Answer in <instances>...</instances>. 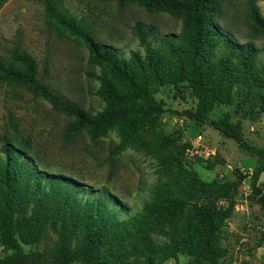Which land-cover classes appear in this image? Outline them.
<instances>
[{"label": "rangeland", "instance_id": "374dc122", "mask_svg": "<svg viewBox=\"0 0 264 264\" xmlns=\"http://www.w3.org/2000/svg\"><path fill=\"white\" fill-rule=\"evenodd\" d=\"M248 2L224 0L216 21L236 42L252 43L263 63L264 37L250 28ZM257 5L264 17V0H257ZM59 7L82 21L97 41L113 46L126 59L135 51L144 55V48L133 33L136 26L156 30L152 39L156 47L162 39H175L182 31L180 19L165 13H148L132 3L120 7L101 0H59ZM16 49L36 60L38 78L66 101L92 114L105 109L106 104L96 95L100 83L93 77L100 75L101 69L89 64L87 48L69 37L49 16L45 0H7L0 7V60L10 62ZM245 95V89L238 86L232 104L215 107L209 119L219 120L231 113L232 121L242 124L246 140L264 149V96L254 92L245 100ZM155 99L164 104L165 112L154 118L155 125L146 126L123 150L114 153L123 140L119 126L96 142L85 132L69 136L72 118L24 88L0 84V160L4 158L3 140L10 139L40 171L56 172L80 183L84 190L79 199L86 201L104 193L115 196L118 203L111 204V208L120 221L126 222H134L144 212L146 203L157 199L179 197L188 206L225 208L228 200H202L191 187L193 176L206 183L238 181L233 216L218 234L220 252L216 264H263V212L249 199L252 172L260 159L243 153L233 140L208 125L181 116L197 104L188 82L159 88ZM164 155L176 157L181 165H173ZM216 156L222 164L213 171L207 170L206 162ZM240 173L247 177L240 180ZM260 185L264 190V173ZM31 214L30 208L26 215ZM47 231L48 237L38 243L20 242L26 253L37 254L40 264H46L58 240L48 227ZM148 238L102 245L97 253L100 264H193V258L187 255L164 259L149 250V246L168 245L169 235L148 232ZM8 254L7 247L0 243V259Z\"/></svg>", "mask_w": 264, "mask_h": 264}, {"label": "trees", "instance_id": "16d2710c", "mask_svg": "<svg viewBox=\"0 0 264 264\" xmlns=\"http://www.w3.org/2000/svg\"><path fill=\"white\" fill-rule=\"evenodd\" d=\"M6 1L0 0V7ZM101 1L120 7L132 3L148 13H165L182 21L181 33L175 39H162L157 47L152 42L156 30L136 26L133 33L144 48V55L135 51L126 59L113 46L97 41L82 21L59 7V0H45L49 16L69 37L87 48L89 64L101 69V74L93 77L100 83L96 95L106 104L102 112H87L52 91L38 78L36 60L19 49L12 53L10 62L0 60V84L24 88L72 118L69 136L85 132L96 142L119 126L123 140L114 151L118 153L146 126L155 125L154 118L165 112L164 104L155 99L156 91L165 85L188 82L197 104L181 116L208 125L233 140L243 153L262 160L264 149L246 140L242 124L234 123L231 113L219 120L209 119L215 107L232 104L238 86L245 89V100L254 92L264 96V62L260 63L259 50L252 43L236 42L217 24L224 0ZM248 15L252 32L264 37V17L257 0H249ZM261 109L264 111V102ZM2 151L0 243L10 254L1 258L0 264H40L37 254L26 253L21 243L30 245L47 238V227L58 240L46 264H100L97 253L102 245L133 238L147 241L148 232L170 236L168 245L149 246L150 251L164 259L182 254L192 257L193 264L218 261V234L233 216L238 181L206 183L193 176L191 187L201 199L228 200L225 208L188 206L179 197L157 199L147 202L134 222H126L120 221L111 208V204L118 203L115 196L104 193L83 201L78 197L84 190L80 183L56 172L40 171L10 139L4 138ZM164 156L173 165H181L176 157ZM220 164L222 160L216 156L206 162V169L213 171ZM263 173L264 164H258L252 172L249 199L260 206L264 217V190L260 185ZM239 177L241 180L247 176L240 173ZM30 208L32 214L27 216ZM263 244L264 237L260 246Z\"/></svg>", "mask_w": 264, "mask_h": 264}, {"label": "water", "instance_id": "95a60500", "mask_svg": "<svg viewBox=\"0 0 264 264\" xmlns=\"http://www.w3.org/2000/svg\"><path fill=\"white\" fill-rule=\"evenodd\" d=\"M259 164H264V157L259 161Z\"/></svg>", "mask_w": 264, "mask_h": 264}]
</instances>
